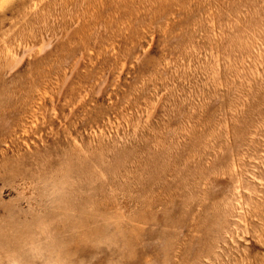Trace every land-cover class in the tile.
<instances>
[{
  "label": "rangeland",
  "instance_id": "374dc122",
  "mask_svg": "<svg viewBox=\"0 0 264 264\" xmlns=\"http://www.w3.org/2000/svg\"><path fill=\"white\" fill-rule=\"evenodd\" d=\"M0 264H264V0H0Z\"/></svg>",
  "mask_w": 264,
  "mask_h": 264
}]
</instances>
